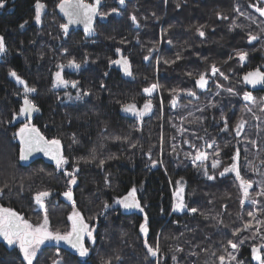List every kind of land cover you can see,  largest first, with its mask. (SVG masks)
Instances as JSON below:
<instances>
[{
    "label": "trees",
    "instance_id": "1",
    "mask_svg": "<svg viewBox=\"0 0 264 264\" xmlns=\"http://www.w3.org/2000/svg\"><path fill=\"white\" fill-rule=\"evenodd\" d=\"M101 1L100 11L111 14L99 16L88 39L80 31H61L64 22L56 13L59 0H40L45 5L40 24L34 19L36 0H3L0 36L6 52L0 54V207L11 208L32 222L43 214L34 195L49 191L46 210L53 231L70 230L67 217L73 202L85 222L96 229L95 243L85 240L87 258L51 244L38 254L39 264H52L57 255L66 264H85V260L86 264H219L218 256L232 251L229 240L239 245L238 262L256 264L251 248L261 243L255 232L264 233V225L256 224L257 219L264 221V204L245 201L241 205L235 174L219 175L240 146L233 129L249 103L240 98L248 92L243 77L264 70L262 34L250 18L246 0H126L123 6L117 0ZM251 1L264 6L259 0ZM113 8L117 11L112 12ZM132 15L137 17L135 24ZM197 29L205 33L203 38ZM249 32L258 37L251 44ZM150 49L155 51L146 61ZM237 51L248 53L243 63ZM120 57L127 58L132 75L123 76L110 63ZM69 60L80 68L70 69ZM213 65L219 69L216 75L211 72ZM10 70L36 89L29 98L40 115L29 125L46 140L60 141L68 161L61 169L41 160L21 163L14 136L20 127L12 126V117L19 114L24 87L9 76ZM58 71L69 82L66 87H53ZM201 74L208 80L203 89L195 83ZM72 81H78L77 87L71 86ZM154 83L157 90L151 96L145 94L143 89ZM188 91L195 95H187ZM149 101L151 111L141 119L121 111L128 103L143 110ZM222 114L228 122L226 131ZM259 127L261 136L264 119ZM203 143L212 147L205 150L208 159L197 161L200 166L196 167L185 153L194 156ZM214 159L220 161L217 168L210 167ZM152 161H157L155 166ZM246 162L242 159L240 165L243 176ZM74 167L79 171L76 184L71 185L73 200L67 203L62 193L68 190L70 178L64 172ZM204 167L214 179H207ZM177 181L185 183L186 210L181 214L172 211ZM133 188L143 211L126 214L115 200ZM106 203L111 207L105 209ZM191 208L198 211L191 213ZM145 217L146 235L140 231ZM249 221L252 227L243 230ZM236 229L241 231L233 235ZM145 241L154 248L159 244L157 256L148 255ZM0 264L24 262L14 246L0 242Z\"/></svg>",
    "mask_w": 264,
    "mask_h": 264
},
{
    "label": "snow or ice",
    "instance_id": "2",
    "mask_svg": "<svg viewBox=\"0 0 264 264\" xmlns=\"http://www.w3.org/2000/svg\"><path fill=\"white\" fill-rule=\"evenodd\" d=\"M117 2L123 6L126 2V0H117ZM101 4V0H94V3H86L85 0H59V3L56 5L58 10L63 14V16L66 18L67 23H63L60 25L61 31L67 34L68 32V26L70 24H80L83 23L84 25V33L85 36H90L94 33L95 29L93 27V18L96 16L100 17H106L110 15L111 13H105L101 12L99 10V5ZM252 7H255L254 5H250ZM0 7H3V0H0ZM45 8V5L40 2V0H36L35 3V22L37 24L41 23V15ZM255 10L259 13L260 16L264 17V6L261 7H255ZM112 12H116L117 9L113 8L111 10ZM218 18L227 19V17H220L218 14ZM132 22L135 24L137 22V17L135 15H132L130 17ZM23 27V25H21ZM231 30V29H230ZM197 33L200 37H204L205 33L201 31L200 29H197ZM257 35L249 32L248 33V43H252L253 41L257 40ZM119 49H117V53H119ZM155 51V49L149 50V55H146L144 59L147 61L150 58L151 53ZM6 52V45H5V39L3 36H0V54ZM236 56L238 57L239 61L243 63L248 53L244 51H237ZM177 59H180L179 55L177 56ZM174 62V61H173ZM111 64L120 65L125 75H132L130 70V64L125 57H121V59L111 60ZM166 63H171L166 61ZM63 65H58V68L63 69ZM68 67L70 68H80V64L76 63L75 60H69ZM212 75H216L219 72V69L213 65L211 68ZM223 75V73H220ZM191 75V74H189ZM9 76L14 78L17 84L23 85L24 87V95L22 97L23 104L19 109V116L27 117L29 120L31 119V114L33 112H38L39 108L38 106L29 98V94L36 91L35 88L29 87L27 82L21 78L15 71L9 72ZM227 79V77H224ZM243 80L246 84H250L252 86H256L257 84H264V70L257 69L255 71L248 72L244 77ZM68 81L64 80L61 77V73L58 71L55 74V78L53 80V87L58 86H67ZM196 86L203 89L207 86L208 80L206 79V76L204 74H201L198 79H196ZM78 81H72L71 86L77 87ZM102 87L104 85H101ZM159 86L157 84H151L149 87H146L143 89V92L149 96L157 90ZM172 91H176L173 89ZM231 91V90H229ZM83 95L87 96L89 95L88 92H84ZM187 95L194 96L195 93L192 91H188ZM77 98H80V95L78 94ZM243 99L245 101L254 103V97L248 93L245 92ZM261 103H264V100L261 101ZM173 105H175V98H173ZM214 106V105H213ZM152 105L151 102H146L143 106V110H140L137 108V105L135 103H128L124 104L121 107V111L126 113H132L137 117V119H141L144 115H146L148 112L151 111ZM261 111H264V108H261ZM17 118L16 114L13 115L12 119L15 120ZM221 119L224 120V129L228 130V122L223 117V114L221 115ZM246 121L241 118L236 126H235V132L236 135L239 137L241 135V132L244 130ZM14 136L16 138H19L20 140V160L24 161L27 160L28 157L34 152V151H42L46 156H49L50 159L54 160L56 162L57 169H61L63 165L67 164L68 161L63 157V155L60 153V141L58 139L53 140H46L44 136H42L39 131L35 128L30 126L29 124H25L23 127L17 131ZM201 139H203L201 137ZM186 143L188 141H185ZM254 143V142H253ZM132 147H135L133 144ZM206 147H212L211 144H207ZM216 155L218 156L219 153L217 152ZM186 157L191 156L193 159V165L196 167H199L196 162L200 161H206L208 159V155L206 152H202L199 149L196 150L195 155L192 156L191 153H185ZM239 157V152L236 153L235 156H233L234 163L230 167L224 168L222 172L219 173L220 176H224L228 172H233L235 174L236 180L239 183V188L242 193V199L240 201L241 205L245 203V201L249 198L248 189H250L253 186V181L246 179L241 176L240 170L238 165L235 163V161ZM151 159V157H149ZM157 161H152L153 166H155ZM219 160H212V168H217L219 165ZM103 164V161H101V165ZM79 169L77 167H74L72 172L65 171L64 174L68 176L70 179L68 181L69 188L67 191L62 193V195L69 201L73 200L72 197V188L71 185L76 184V175L75 173L78 172ZM204 175L207 177V179L212 180L214 179V176L209 175L207 170H205ZM107 182V181H106ZM177 192L174 193V196H178V202H175L173 204V211H183L185 209V204L183 202V197L180 195L183 192V188L179 187L180 182L177 181ZM3 189H0V192H2ZM135 188H133L131 191L128 192L126 196H123L121 198H118L115 200V204L119 205L120 207L124 209H132L136 208L140 211H143V208L139 204V202L135 198ZM261 193L264 194V187L261 189ZM50 192L49 191H41L37 192L33 199L35 203L39 206L40 209H43L45 211L43 221L37 224H33L29 222L27 219H25L22 215L18 214L16 211L12 210L11 208H4L0 207V240H2L7 246L9 247H18L20 250V253L23 256V262L24 264H39V256L38 252L40 250V245L44 244L45 241H55L56 243H60L61 241L67 244L71 249L75 251V253L81 257V258H87L89 256V248L85 246L84 238L87 236V239L91 241L93 244L95 243L96 237L94 236V232L96 229L94 227H90L84 220L83 216L80 214L79 211L75 209V204L73 202V212L68 216V220L71 222V228L67 232L61 233L60 231H52L49 227V219L47 215L46 210V198L49 197ZM255 202V201H253ZM111 205L105 204L104 208L108 209ZM191 213H195L198 210L196 208L188 209ZM248 216L252 219H256L255 214L252 212L248 213ZM146 221L147 217H145V223L140 225V231L141 233L147 234V227H146ZM257 225L264 224V222H261L260 220H256ZM250 227H252L251 221H249L247 224H245V227L243 230H248ZM241 231V229H236L233 232V235H236ZM255 235H259L261 243L257 245H253L251 248L252 252V259L257 261L258 264H264V255L261 254V249H264V233H260L259 231L255 232ZM241 244L244 243V241H240ZM144 247L147 250L148 255L150 256H157L159 253V244L157 243L156 247L150 246L147 241H145ZM228 247L231 248V252H228L227 255H220L218 256L219 264H225L226 260L229 262L237 261L236 251L238 250L239 245L237 243H234L232 240L228 241ZM177 251H181V249H177ZM195 254V253H193ZM173 260H175V257H173ZM52 264H66V262L63 260V258L59 257L57 255V258L52 260ZM86 264V260H85ZM237 264H241V262L237 261Z\"/></svg>",
    "mask_w": 264,
    "mask_h": 264
},
{
    "label": "rangeland",
    "instance_id": "3",
    "mask_svg": "<svg viewBox=\"0 0 264 264\" xmlns=\"http://www.w3.org/2000/svg\"><path fill=\"white\" fill-rule=\"evenodd\" d=\"M246 2H247L246 8H248V10L251 14L250 18L254 21L256 26L261 31V34H262L261 38H263L262 42L264 44V17L260 16L259 13L255 10V7H261V6L259 4H257L256 1L246 0ZM250 5H254L255 7H252ZM243 96L244 95L242 94L240 98L243 99ZM253 97H254L255 102L254 103H251V102L247 103L242 108L241 112L239 113V120L241 118H243L246 121L245 126H244V130L241 132V135L238 137L236 135L235 130H234L235 127L233 129L234 135L238 139L237 141L240 144V146L236 150V153L239 152V157L235 161V163L239 167L241 176L246 178V179L253 181L252 189L248 190L249 198L246 200V203L250 204L251 201H255L254 202L255 204L257 202L264 204V194L261 193V189H262V187H264V152H263L264 134H262L261 136L259 135L260 131H261L259 126H260L262 119H264V111H261V108H264V103H261V101L264 100V93L262 92L261 95H257V96L254 95ZM128 115L135 116L130 112L128 113ZM206 149H209V147H206L205 143H203L202 152H206L205 151ZM236 153H235V155H236ZM242 153L245 155L244 158H241ZM242 159H247V162L245 165L246 176L242 175V169L240 168ZM233 163H234V161L232 159V163L230 165L225 166L224 168L230 167ZM210 167L212 168V164H210ZM224 168H223V170H224ZM202 170L204 173L205 167ZM247 170L248 171L250 170V172H253V174L249 173ZM233 174H234L233 172H228L224 176H221V177L232 176ZM179 182H180L179 187L183 188V192L180 195H182L183 202H184L185 183L182 181H179ZM177 187H178V185L176 183L175 186L173 187V190H172V206L175 202H178V199H179L178 196H174V193L177 192ZM135 198H136V195H135ZM37 208L39 210H41L43 214L40 218H37L35 221H32L31 223H33V224H37V223L42 222L43 218H44L45 211L43 209H40L38 205H37ZM172 209H173V207H172ZM185 210H186V206H185V209L183 211H173V210L172 211L176 214H181V213L185 212ZM72 212H73V209L69 212V215ZM262 222H264V221H262ZM262 225H264V224H262ZM49 227H50V225H49ZM69 228H71L70 224H69ZM50 230H52V229L50 228ZM263 231H264V229H263ZM86 240H88L87 236H86ZM51 244H52V241H45L44 244L40 245V250H39L38 254L41 252V250L43 248L50 246ZM258 245H259V243L257 244V246ZM15 248L20 253L19 248L18 247H15ZM261 254L264 255V249H261ZM20 255L23 259V256L21 253H20ZM255 262H256V264H258L257 261H255ZM225 264H228V262H226Z\"/></svg>",
    "mask_w": 264,
    "mask_h": 264
},
{
    "label": "water",
    "instance_id": "4",
    "mask_svg": "<svg viewBox=\"0 0 264 264\" xmlns=\"http://www.w3.org/2000/svg\"><path fill=\"white\" fill-rule=\"evenodd\" d=\"M259 1H260L261 3L264 4V0H259ZM85 2H86V3H94V0H85ZM102 5H103V2L101 1V4L99 5V10H100V8L102 7ZM56 13H57V15L60 17V19H61L64 23H67L66 18H65V17L63 16V14L58 10L57 7H56ZM98 18H99V16H96V17L93 18V27L95 26L96 20H97ZM71 31H80V32L83 33V35L85 36V33H84V25H83V23H80V24H70V25L68 26V32H67V34H68L69 32H71ZM92 36H93V34L90 35V36H85V37L89 39V38H91ZM118 59H121V57L118 58ZM114 67H116L119 71H121V73L123 74V76H128V75H125V73L123 72V70H122V68H121L120 65H116V64H114ZM70 69H72V68H70ZM244 76H245V75H244ZM243 82H244V80H243ZM244 84H245V87H246L248 93H250V94H252V93H256V92H261V93L263 92V93H264V84H257L255 87L252 86V85H250V84H246L245 82H244ZM22 104H23V102H22ZM39 115H40V110H39L38 112H33V113L31 114V119L29 120L27 117L19 116V114H18V115H17V118H16L15 120L12 121V126H13V127H22V126L25 125V124H31V123L34 122L35 118H36L37 116H39ZM17 140H18L19 147L21 148L19 138H17ZM59 151H60V153L62 154V149H61V147H60ZM36 160H41V161H43V162H45V163H47V164H49V165L56 166V162H55L54 160L50 159L49 156H46V155L44 154V152H42V151H34V152L28 157L27 160H24V161H21V160H20V161H21L22 164H24V165H28V164H30V163L36 161ZM63 200L66 201L67 203H71V201L67 200L65 197H63ZM121 209H122V211H123L124 213H126V214L137 213V212L139 211V209H136V208H132V209H127V210H126V209H124V208L121 207ZM70 225H71V222H70ZM85 240H86V236H85V238H84V243H85ZM0 242H3V241L0 240ZM52 245L55 246V247H58V248L65 249V250H67L68 252L72 253L73 255H77L73 249H71L67 244H65V243L62 242V241H61L60 243H56L55 241H52ZM77 256H78V255H77Z\"/></svg>",
    "mask_w": 264,
    "mask_h": 264
}]
</instances>
